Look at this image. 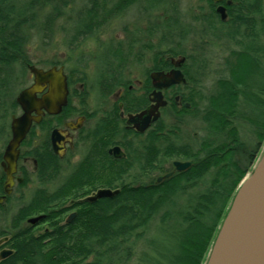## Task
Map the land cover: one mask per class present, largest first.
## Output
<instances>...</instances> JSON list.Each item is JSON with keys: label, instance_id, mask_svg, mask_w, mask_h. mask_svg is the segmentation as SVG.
<instances>
[{"label": "trees", "instance_id": "obj_1", "mask_svg": "<svg viewBox=\"0 0 264 264\" xmlns=\"http://www.w3.org/2000/svg\"><path fill=\"white\" fill-rule=\"evenodd\" d=\"M82 1L73 25L64 30L67 48H77L131 5L146 2L151 10L160 5L153 0ZM227 1L230 5L223 3L225 22L216 15L213 0H206L208 11L197 18L205 25L207 37L230 46L214 90L203 94L197 89L204 61L196 65V58L182 54L192 63L189 68H194V72L184 68L186 88H191L183 95L189 109L178 110L173 104L175 124L168 125L162 116L157 132L127 159L110 158L96 145L62 186L51 192L36 188L0 229V239L7 238L0 251H12L0 264H205L236 190L264 146V0ZM72 2L0 0V119L19 110L14 92L31 65L27 54L31 40L50 45L57 22ZM167 20L163 30L179 39L173 47L178 49L187 30L180 29L176 18ZM131 39L128 48L138 45L136 37ZM112 43L116 45L104 46L122 48L120 42ZM141 48L150 49L149 45ZM164 53L178 55L172 50ZM110 58L117 64L108 58L98 66L101 89L108 76L121 75L118 51ZM110 84L112 88L121 85ZM186 116L200 127L199 134L183 141L180 126ZM26 154L36 160L40 180H47L44 166L50 164L54 176L59 172L54 158ZM175 161L188 162L190 167L176 172ZM167 174L169 178L157 182ZM85 187L118 194L95 203H73L70 208L58 205L73 190L74 202L85 198L88 192L80 194ZM10 200L6 198L7 203ZM74 209V219L61 225L64 214ZM4 211L0 205V212ZM37 216L44 218L36 226L26 223ZM43 224L48 228L35 234Z\"/></svg>", "mask_w": 264, "mask_h": 264}, {"label": "rangeland", "instance_id": "obj_2", "mask_svg": "<svg viewBox=\"0 0 264 264\" xmlns=\"http://www.w3.org/2000/svg\"><path fill=\"white\" fill-rule=\"evenodd\" d=\"M153 1H155V3L156 1L160 3V5L155 6V9L153 10H151L148 6L149 4L146 2L131 5L122 14L112 19L104 29L93 35L91 38L83 41L75 49L66 47L64 30L73 25L72 22L75 20V14L81 9L84 2L82 0H73L72 4L66 9L65 17L57 22V32L53 42L50 45L45 46L35 38L32 39L27 48L28 59L32 66L42 70H47L53 65L62 66L64 73L71 82V89H74V87L79 89L77 82H82L85 91L94 93L96 92L94 80L98 70V67L95 64V56L100 51V48H106L104 45L109 43L112 47L116 45L112 42H120V45L124 48V42L127 41L126 38L132 36L134 39L135 37L137 38L138 45L135 44L133 46L131 50V59L137 62L142 60V63L132 64L128 62V64H126L127 61H124L126 68L123 75L131 84H135L134 81L136 79L143 78L145 72L153 67L151 60L149 61V59L145 57L146 54L147 57L151 56V58L152 55H158L160 57L168 55L164 53L165 51L172 50L178 53L177 56L168 55L173 58L177 59L184 57L182 54H190L198 60L196 65H199V63H203L204 61V70L198 71L200 72V83L197 89L199 88L203 94L212 92L214 90L215 82L220 76L222 70L223 57L227 54V48H230V46L219 44V42L207 37L204 28L205 25L202 22L197 21V18H201L208 11L206 0ZM170 18H176L178 20L176 23L179 25L180 29L187 30V37L178 49L173 47L176 43L180 42L179 39L167 35L163 30V24ZM144 45H149L150 49H140ZM144 52H147L145 56ZM191 65V62L185 61L184 68L190 69L189 71L194 72V68H189ZM18 69L19 68H17V71ZM31 83L32 76L27 71L24 79L19 80V83L16 85L18 87L14 92V99L22 89L30 86ZM190 90V87L188 89H180L184 94H188ZM20 113V110H16L15 113L8 114L6 118L0 119V129H2L0 130V156L10 138L9 126L11 117H17ZM0 115L3 116V111ZM162 116H164L163 119L168 125L175 124L171 111H166ZM183 123L184 124L180 126V133L183 135H181L182 139H184L183 141L187 139L189 140L192 135L196 136L195 134H199L200 126L198 121L192 120L186 116ZM2 131L4 134H2ZM77 159H79V155L69 163L72 165ZM33 167L32 160H26L24 162L25 176L27 175L29 179L27 185L13 190L10 195L11 200L9 203H7V201L1 203L5 213L0 212V229L7 226L20 202H26L33 191L39 187L35 180V169H33ZM61 178L62 177H60L52 187L58 186L59 183L62 182ZM80 191V194L88 192V195H86L85 198L78 199L74 202V199L72 198L74 195L73 190L70 193V197L59 202L58 205L63 204V208L71 207L73 203H80L79 201H84L86 198L92 196L97 190L93 191L90 187H85ZM72 212L75 213V209L74 211H67L64 214L60 221L61 225ZM46 228H48V225L43 224L37 227L34 230V233H42Z\"/></svg>", "mask_w": 264, "mask_h": 264}, {"label": "flooded vegetation", "instance_id": "obj_3", "mask_svg": "<svg viewBox=\"0 0 264 264\" xmlns=\"http://www.w3.org/2000/svg\"><path fill=\"white\" fill-rule=\"evenodd\" d=\"M227 2V0H221V2L217 3L213 1L216 5L215 8L223 6V3L228 6ZM223 7H225V5ZM130 39L131 36L126 38L127 41L124 42V48H100V51L95 56V64L97 67L101 63V60L106 61L108 58L111 59L110 55L118 51L119 58L123 64H121V66L123 68L119 67V69L121 68L119 72V74H121L120 76H108L106 78L108 83L102 89L97 85L99 78L95 75L94 84L96 86V92L94 93L85 91L84 84L82 82H77L79 89H76L75 87L74 89H71V82L64 73L62 66L53 65L49 68H62L67 81V104L64 108H62L59 115L49 116L45 114L41 117L39 124H33L31 126L30 131L26 136V138L29 137L30 140L28 142H24L25 138L23 141L24 145L22 142L19 147L17 170L14 175L13 186L10 189L11 192L8 195L4 189L6 176L0 166L1 203L6 201L7 197H10L13 190L16 188H22L21 185H24V187L27 185L29 181L28 176H25V173L22 172L24 170V162L26 160H32L33 162V169H35L34 176L37 185L39 186L37 188H42L47 192H51L62 186L67 181L74 166L81 163L87 155L92 154L93 148L96 145L100 150H102L101 153L105 152L108 157L113 159L115 158L109 154V150L117 147L120 149L123 157L115 160L127 159L133 155L135 149H141L142 143H146V141L157 132V123L166 111H172L173 104L176 108H178V110L182 108L189 109L190 105L184 102V93L180 91L181 88L188 89L186 88L187 81L185 78L184 62L181 72L186 83L173 85L161 90L166 106L159 110L160 119L155 123H151L143 133H138L133 125L127 123L129 116H135L153 105L151 102V94L155 91V89L153 87L150 74L154 72H162L164 74L169 73L173 69L171 59H176L168 55L160 57L158 55H152L151 58V56L147 57V52H144V56L146 54L145 57L149 59V61L151 60L153 67L158 68L161 66V69L155 71L152 70L153 67H151L149 71L145 72L143 78L136 79L134 81L135 84H131L123 75L126 68L124 61H127L126 64H128V62L132 64H141L142 60L137 62L131 59L132 48H127V44ZM111 63L115 65L117 64V61L111 59ZM111 82H120L121 85L112 88L110 84ZM186 105H188V107H186ZM68 124H73L75 127L74 130L67 127ZM54 130H58L63 135L62 139L64 140V143L61 145V155L54 153L52 149L50 137ZM29 152L34 155L38 153L45 160L46 158H54L57 162L59 172L54 176V174L49 171L50 164L48 167L44 166V168L48 170L44 173L47 180H40L38 174L36 173V160L26 156V153ZM2 155L3 153L0 156V164L2 161ZM78 155L79 159L71 165L69 162L76 159V156ZM19 163H21L20 166ZM60 177H62V182H60L58 186L52 187ZM19 179L21 180L20 183L17 182ZM66 219L64 220V223L69 224L74 218L69 223H66Z\"/></svg>", "mask_w": 264, "mask_h": 264}, {"label": "water", "instance_id": "obj_4", "mask_svg": "<svg viewBox=\"0 0 264 264\" xmlns=\"http://www.w3.org/2000/svg\"><path fill=\"white\" fill-rule=\"evenodd\" d=\"M213 1L221 2V0ZM227 5H230L229 1ZM215 13L221 22L226 21L225 7H216ZM184 62V57L171 59L173 69L169 73L154 72L150 74L155 89L151 94L153 105L135 116H129L127 121L128 124L134 126L138 133H143L151 123L160 119L159 110L166 106L161 90L186 83L181 72ZM27 70L32 76V83L22 89L15 98V103L21 113L17 117H11L9 126L11 137L4 149L0 164L6 176L4 189L7 195L10 194V189L13 186L19 147L31 126L39 124L41 117L45 114L49 116L59 115L62 108L67 104V81L62 68L53 67L42 70L27 65ZM67 127L72 130L75 128L73 124H68ZM62 136V133L54 130L50 137L52 149L58 155H61V145L64 143ZM109 154L115 159L123 157L117 147L109 150ZM172 165L176 172L186 171L190 167L188 162L175 161ZM170 175L167 174L158 178L157 182L169 178ZM20 181V179L17 180L18 183ZM117 194L118 191L100 189L86 198L85 201L95 203L98 200L111 199ZM74 217L75 213L70 214L66 223H69ZM43 218L44 216L33 217L28 219L26 223L34 227ZM6 241L7 238L0 239V246ZM11 254L12 251L10 250H1L0 262ZM205 264H264V146L252 170L240 182L210 248Z\"/></svg>", "mask_w": 264, "mask_h": 264}]
</instances>
